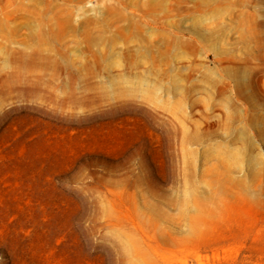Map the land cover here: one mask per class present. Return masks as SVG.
<instances>
[{
	"label": "rangeland",
	"instance_id": "1",
	"mask_svg": "<svg viewBox=\"0 0 264 264\" xmlns=\"http://www.w3.org/2000/svg\"><path fill=\"white\" fill-rule=\"evenodd\" d=\"M0 264H264V0H0Z\"/></svg>",
	"mask_w": 264,
	"mask_h": 264
},
{
	"label": "bare ground",
	"instance_id": "2",
	"mask_svg": "<svg viewBox=\"0 0 264 264\" xmlns=\"http://www.w3.org/2000/svg\"><path fill=\"white\" fill-rule=\"evenodd\" d=\"M3 2V1H2ZM68 22V21H67ZM53 26V25H52ZM54 29V28H53ZM29 32H31V31H29ZM49 38V37H48ZM91 96V95H90Z\"/></svg>",
	"mask_w": 264,
	"mask_h": 264
}]
</instances>
